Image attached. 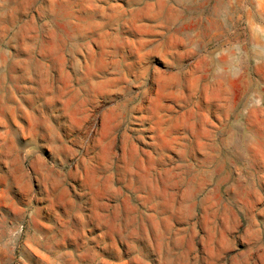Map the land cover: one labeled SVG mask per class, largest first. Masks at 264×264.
Instances as JSON below:
<instances>
[{
    "label": "rangeland",
    "instance_id": "1",
    "mask_svg": "<svg viewBox=\"0 0 264 264\" xmlns=\"http://www.w3.org/2000/svg\"><path fill=\"white\" fill-rule=\"evenodd\" d=\"M0 264H264V0H0Z\"/></svg>",
    "mask_w": 264,
    "mask_h": 264
}]
</instances>
